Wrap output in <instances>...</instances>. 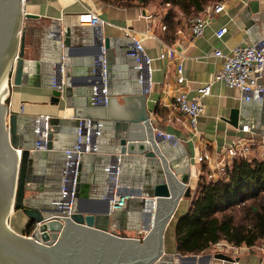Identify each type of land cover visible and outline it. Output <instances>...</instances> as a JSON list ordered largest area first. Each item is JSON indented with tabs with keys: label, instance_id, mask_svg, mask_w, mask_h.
Wrapping results in <instances>:
<instances>
[{
	"label": "crops",
	"instance_id": "obj_1",
	"mask_svg": "<svg viewBox=\"0 0 264 264\" xmlns=\"http://www.w3.org/2000/svg\"><path fill=\"white\" fill-rule=\"evenodd\" d=\"M33 5L30 12L39 14L41 17L52 18L61 16V24L68 25L71 29L72 47L66 48L65 52L70 59V70L67 78L69 85L70 99L80 101L79 106L65 102L61 99L57 104L49 103L50 87L47 85L50 75L47 76L41 70L37 74H26L24 82L20 85H12L8 104L11 109L26 114L27 127L34 139L38 137L35 128L44 114L54 116L59 121L53 130V147L49 151L40 150L44 155L38 158L34 165L35 180L32 190L25 191V197L36 199L47 198L48 201L60 187L61 168L64 161L63 149L70 147L74 143L76 117L90 113L94 121L101 125V132L105 133L100 145L101 149L91 155H86L82 160L81 175L90 180L93 188L100 189L103 185L102 179L105 177L103 164L108 153L103 151L107 145L116 143V139L108 136L107 126L105 125L106 116H131L139 107L138 95L145 94L146 106L150 122L157 128L172 132L182 138L180 141L162 139L163 152L165 157L172 164V168L177 171L183 163L188 161L190 169L189 185L194 188L200 168L207 161L195 163L192 160L193 153H201L204 150L213 157H219L225 150V146L231 142L236 144L241 142H253L251 156L262 158L264 156L263 147L260 143L264 140V99L245 100L234 89L225 86L223 83L215 81L211 84L210 92L203 96V113L197 118V129L191 131L186 123V117L175 110L173 106V88L175 86V62L183 63L182 73L185 79L184 91L188 97L196 93V88L210 80L213 73L221 67L222 58L212 54L215 48L228 51L229 48L237 43L247 41H257L264 38V0H259V10L250 13L247 8L248 0H223L226 3L224 11L216 13L210 17L208 24L204 27L201 36H192L189 32L187 19H182L173 32H166L161 28L162 15L154 11V4L151 1L144 8L148 15H143L140 6L119 7L99 0H31ZM94 10L103 19L101 36L107 35L114 39V75L113 91L114 96L110 98L106 115L98 111L89 102V97L94 83L98 81L95 71L96 65L93 54L97 50L94 43L95 29L88 25H80L77 22V14L83 10ZM50 22V23H51ZM48 26L42 27V35L49 29ZM164 25V24H163ZM225 25L227 30L221 38H217L213 31ZM57 30V24L51 31ZM144 31L151 34L143 36ZM137 34L142 37V44L151 56L155 57L160 49L161 42L172 44L180 54L172 60H154V70L152 71V82L148 92L143 91V85L138 80V71L134 68L133 59L127 54L128 35ZM51 38V36H50ZM44 39V37H43ZM41 42V54H33L30 46L25 44L24 56L27 59H41L44 66L50 70L55 68L54 53L56 41ZM161 41V42H160ZM54 48V49H53ZM53 50V51H51ZM59 50V49H58ZM53 52V53H52ZM37 77L40 83L30 82L29 76ZM83 88L80 93L75 92V88ZM64 97V96H63ZM17 102V106L14 105ZM237 108L238 122L249 126V130H241L237 124L228 122L231 109ZM108 114V115H107ZM255 122L259 127V132L251 130V122ZM140 133L145 134L146 129H139ZM35 141V140H34ZM34 145V142H33ZM104 146V147H103ZM137 164L133 158L126 160L121 165L120 182L125 186L129 193L134 197L127 200L125 207L111 213L109 227L119 235L135 237L141 239L137 225V214L139 210V195L134 191L139 179ZM191 180V184H190ZM96 181V182H95ZM138 183H142L138 182ZM138 195V196H137ZM189 196L182 195L169 219L165 229L164 246L166 249L174 251V222L178 216L183 214L189 204ZM24 216L20 217V223L15 229L19 233H25V226L28 218L20 209H14ZM7 220L9 217L7 216ZM14 224V223H13ZM15 230V231H16ZM168 232V235H167ZM225 241V240H221ZM227 242V241H226ZM240 246H243L240 245ZM245 248L233 257L236 260L230 261L231 264H264V256L259 253L264 251V242Z\"/></svg>",
	"mask_w": 264,
	"mask_h": 264
},
{
	"label": "water",
	"instance_id": "obj_2",
	"mask_svg": "<svg viewBox=\"0 0 264 264\" xmlns=\"http://www.w3.org/2000/svg\"><path fill=\"white\" fill-rule=\"evenodd\" d=\"M247 8L250 13L257 12L259 0H248ZM140 11L143 15L149 14L144 7ZM38 16L37 13L23 12L22 0H0V264H209V253L164 251L163 231L178 199L190 194V169L186 160L175 171L165 157L162 139L152 137L148 115L150 108L146 106L143 92L137 97L140 104L133 115L104 118L108 129L106 134L115 138L116 143L103 149L108 154L118 155L121 165L133 158L141 170L138 182L142 181L137 182L134 191L144 193L143 198H155L153 226L141 239L119 235L109 227V202L92 194L90 180L81 175L82 162L75 192L76 207L70 219L62 216L64 220H60L55 216L58 208L52 199L25 197V191L34 189L31 183L35 180L34 165L44 153L33 145L35 139L26 125L27 115L4 104L1 96L6 93L5 76L10 71V84L13 86L22 84L28 73L38 75L41 67L46 68L41 71L47 76L54 73V70L44 66L46 63L41 59L24 56V19ZM61 30L63 45L72 47L70 27L62 25ZM94 39L97 50L92 58L95 62L103 56L105 64L104 77L97 73L98 81L94 85L104 84L109 98L104 105L92 106L106 115L110 98L114 96V39L107 35H95ZM62 63L64 75L68 77L71 62L66 52ZM33 82L40 83L38 78ZM70 91L69 85H64L62 91L50 88L49 103L57 104L65 99L70 104ZM81 91L83 88H75L76 93ZM70 102L82 105L78 99ZM237 113V108L231 109L226 120L241 127ZM83 116L92 118L90 113ZM58 121V118L48 115L47 149L43 151L53 147L52 132ZM142 127L146 129L144 135L138 131ZM251 130L259 132L254 121L251 122ZM105 180L106 177L102 182ZM10 209H20L26 215L31 223L28 233L16 232L7 225L6 217ZM212 256L225 261L236 260L221 251H215Z\"/></svg>",
	"mask_w": 264,
	"mask_h": 264
},
{
	"label": "built area",
	"instance_id": "obj_3",
	"mask_svg": "<svg viewBox=\"0 0 264 264\" xmlns=\"http://www.w3.org/2000/svg\"><path fill=\"white\" fill-rule=\"evenodd\" d=\"M226 3L223 0L207 3L201 11L187 18L189 32L192 36H201L204 27L208 24L210 17L216 13L224 11ZM61 15L53 18L52 24H57L55 39L59 42L60 47L53 55L55 60L54 73L48 79L50 88L63 90L67 83V76L64 75V66L62 63L63 48L62 43V24ZM77 22L80 25H88L92 28H101L104 24V19L94 10H83L77 14ZM161 28L165 26L162 24ZM227 30L225 25L216 28L213 33L217 38H221ZM94 32V30H93ZM97 35V33H94ZM151 34L149 31H144L143 36ZM128 44L126 52L134 61V68L138 71V80L143 85V91L148 92L152 82V71L154 70V60H172L180 52L168 43H162L160 49L155 57L147 53L142 44V37L137 34L128 35ZM101 37V36H100ZM53 53V52H52ZM215 56L222 58L221 67L217 69L210 80L205 81L196 88V93L188 97L184 91L185 79L182 73L183 63L181 61L175 62V86L173 88V106L176 111L186 117V123L189 129L193 132L197 129V118L204 110L203 96L210 92L211 84L215 81L223 83L225 86L236 90L245 100L249 99H264V38L257 41H247L244 43H237L229 48L228 51H222L215 48L212 52ZM59 55V56H58ZM95 71L101 73L104 77L105 64L103 56L95 59ZM109 96L106 92V87L102 85H93L89 97L91 105L106 104ZM48 115L44 114L35 128L38 137L34 141V147L37 150L47 149L48 140ZM151 126L152 137L172 140L174 142L182 140L176 134L159 129L155 127L149 120ZM241 130H249V126L244 124ZM103 141L101 132V125L90 117L77 116L75 126L74 143L70 147L63 149L64 161L61 168V183L59 189L54 194L52 201L55 203L57 213L55 216L64 220L62 216H68L75 211L76 207V187L78 183V176L80 172V165L86 155L95 154L99 151V147ZM253 142H241L236 144L231 142L225 146L224 152L219 157H213L205 150L201 153H193L192 160L195 163L207 161V168L209 169L208 177L223 174L227 166L238 157H251V148ZM260 147H263L264 140L261 141ZM103 171L106 180L100 189L93 188L92 194L108 200L110 212L121 210L125 207L127 200L134 197V194L128 192L125 186L120 182L121 164L118 155L107 154L105 163L103 164ZM138 196V195H137ZM139 212L137 214V225L139 232L142 234L141 238L149 230L145 227L146 221L142 218L145 210V202L147 198L139 195ZM153 203L155 198L151 199ZM155 207V206H154ZM153 207V209H154ZM217 244L224 245L228 251L233 253L239 252L243 246H236L226 241H218ZM246 249V248H245ZM226 253V252H225ZM230 254V253H229ZM231 256H235L230 254Z\"/></svg>",
	"mask_w": 264,
	"mask_h": 264
},
{
	"label": "trees",
	"instance_id": "obj_4",
	"mask_svg": "<svg viewBox=\"0 0 264 264\" xmlns=\"http://www.w3.org/2000/svg\"><path fill=\"white\" fill-rule=\"evenodd\" d=\"M119 7L147 6L152 0H99ZM220 0H160L166 32H173L182 19ZM203 163L189 194L187 210L174 222V250L199 254L211 244L225 240L249 247L264 242V156L235 158L225 172L208 177ZM31 229L28 220L25 233Z\"/></svg>",
	"mask_w": 264,
	"mask_h": 264
},
{
	"label": "rangeland",
	"instance_id": "obj_5",
	"mask_svg": "<svg viewBox=\"0 0 264 264\" xmlns=\"http://www.w3.org/2000/svg\"><path fill=\"white\" fill-rule=\"evenodd\" d=\"M26 3H29L31 0H25ZM153 4H154V11H158L161 15H163L166 11V6L168 5H164L163 7L160 4V0H152ZM62 16V15H61ZM39 17V16H38ZM38 17L36 18H26L24 19L23 25L25 27V44H27L28 46H30L31 52L33 54H38V52L40 51V54L42 52L41 50V42H45L46 41H51V38L48 37V32L49 29L51 27V24L49 25V29L46 32V38H45V34L42 35V27L43 26H48V24L51 22V18L50 17H41V19H43V21L39 20ZM162 17V16H161ZM53 19V18H52ZM162 22V21H161ZM161 24H164L163 22ZM44 37V39H43ZM53 51V50H51ZM10 77H11V71L9 72L8 76H7V83H8V93L6 94V96L3 98V103L4 104H8L9 98H10V93L12 90V85L10 84ZM16 213V212H15ZM168 235V232H167ZM165 237V233L163 231V238H162V243H163V247H164V251H172V250H168L166 249V245L164 246V241L166 242V240H164ZM215 251H221V252H226V247L224 245H220L217 243H213L211 244L205 251L199 253V254H206L209 253L211 254L210 259H209V264H231L232 262L230 261H225L223 259H218V258H214L212 256V254ZM259 251V253H262L264 256V251L261 250H256ZM230 254L232 255H237L239 252L237 253H233L232 251H228ZM228 253V254H229Z\"/></svg>",
	"mask_w": 264,
	"mask_h": 264
},
{
	"label": "bare ground",
	"instance_id": "obj_6",
	"mask_svg": "<svg viewBox=\"0 0 264 264\" xmlns=\"http://www.w3.org/2000/svg\"><path fill=\"white\" fill-rule=\"evenodd\" d=\"M33 1H30L29 3H26V1L25 0H22V11L23 12H30L31 11V8L30 7H32V5H33ZM31 13H34V11L33 12H31ZM55 24H52L51 25V27H50V29H49V32H48V37H50L51 36V39H54L55 41H56V43H58V45H56V48H55V51H57L58 49H59V47H60V44H59V42L54 38L55 37V34H56V31L54 30V31H51V29L53 28V26H54ZM94 29H95V31H96V33H97V37H100L101 36V28H99V27H94ZM51 42H52V40H51ZM52 43H54V42H52ZM55 44V43H54ZM54 49V48H53ZM65 50H66V47H64L63 48V52H65ZM59 56V55H58ZM56 58H58L57 57V55H56ZM33 76L32 75H30L29 76V80H30V82H32L33 83ZM5 83H6V93H4L2 96H1V100H2V102H3V98L6 96V94L8 93V83H7V77L5 76ZM48 83V82H47ZM9 105V104H8ZM14 105L15 106H17V102L16 101H14ZM9 107H10V105H9ZM11 108V107H10ZM190 184H191V180H190ZM141 192V191H140ZM144 202H145V212H144V214H143V216H142V218L144 219V221H146V225H145V227L146 228H148V230H150L151 229V227L153 226V222H154V212H155V205H156V203H153V201L151 200V199H146V200H144ZM153 207H154V209H153ZM14 209H10L9 210V212H8V217H9V220H7V217H6V222H7V225L11 228V229H13L14 231L16 230L15 229V227L17 226V224L18 223H20V217L21 216H24L23 214H21V213H19L18 211H13ZM16 212V213H15ZM14 223V224H13ZM14 225H15V227H14ZM16 232H17V230H16Z\"/></svg>",
	"mask_w": 264,
	"mask_h": 264
}]
</instances>
